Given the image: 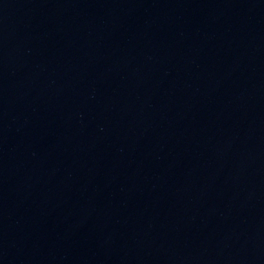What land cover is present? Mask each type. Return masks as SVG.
Returning <instances> with one entry per match:
<instances>
[{"label":"water","instance_id":"water-1","mask_svg":"<svg viewBox=\"0 0 264 264\" xmlns=\"http://www.w3.org/2000/svg\"><path fill=\"white\" fill-rule=\"evenodd\" d=\"M0 264H264V0H0Z\"/></svg>","mask_w":264,"mask_h":264}]
</instances>
